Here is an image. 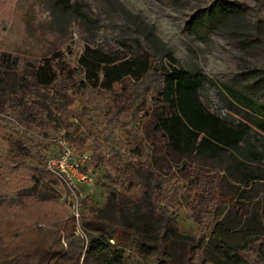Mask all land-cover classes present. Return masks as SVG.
<instances>
[{"label":"trees","instance_id":"obj_1","mask_svg":"<svg viewBox=\"0 0 264 264\" xmlns=\"http://www.w3.org/2000/svg\"><path fill=\"white\" fill-rule=\"evenodd\" d=\"M254 2L257 15L264 0ZM216 10L199 9L188 26L193 29ZM127 15L141 22L138 16ZM33 40L40 41L36 35ZM159 50L166 66L156 65L154 54L138 41L130 56L104 52L86 39L72 62L51 43L38 56L25 58L21 55L27 51L1 50L0 82L7 81L19 95L14 117L25 129L22 136L30 139L27 150L40 155L28 131L45 137L55 134L48 112L50 106L56 107L64 121L70 117L78 121L65 125L66 132L84 131L71 139L75 150L82 153L90 142L87 163L103 170L106 188H119L111 200L135 191L146 205L149 224L162 220V211L183 206L201 237H207L206 255L217 253L213 264H264V104L233 85L210 81L228 98L225 112L213 110L201 96L206 82L202 71L185 70L172 53L164 47ZM150 85L145 105L141 97ZM56 98L66 101L63 107ZM75 103L80 108H70ZM106 125L127 135L116 141L117 147L101 143ZM140 144L147 149L145 154ZM14 163L0 151V191L16 188L19 180L14 174L21 169L28 170L35 186L42 181L34 161ZM126 164L156 177L155 187L135 184ZM34 194L35 189L29 190L28 195ZM45 195L40 199H50ZM87 215L83 207L82 217ZM77 227L74 218L11 231L0 240V264H85L87 257L108 247L111 237L104 232L100 234L104 243L87 250L83 235L75 233ZM172 229L171 235L156 241L167 264H207L199 241L192 237L191 242L178 243V229ZM140 245L144 246L141 238Z\"/></svg>","mask_w":264,"mask_h":264},{"label":"rangeland","instance_id":"obj_2","mask_svg":"<svg viewBox=\"0 0 264 264\" xmlns=\"http://www.w3.org/2000/svg\"><path fill=\"white\" fill-rule=\"evenodd\" d=\"M211 7L217 9L214 14L190 29L188 23L192 15L199 9ZM255 7L254 0H0V51L8 47L27 51L22 58L38 56L40 50L51 43L62 48L66 61L72 62L86 39L104 52L130 56L135 55L138 41L154 54L156 65L166 66V59L159 50L164 47L183 69L202 71L206 82L201 96L213 110L225 112L228 98L220 95L210 81L233 85L244 95L264 104V5L257 15ZM127 14L138 16L141 22ZM31 34L39 37V43ZM6 83L0 82V151L14 164H19V159L34 161L43 177L35 186L28 170L19 169L14 176L19 180L16 188L20 189L0 191V240L6 239L11 231L30 228V224L45 226L60 219L75 218L78 224L75 233L83 235L87 250L97 242L104 243L101 233L111 237L105 251L90 255L85 264H167L156 241L171 235L173 226L178 229L175 238L178 243L191 242L194 237L200 243L202 256L209 258L207 264H213L217 253L206 255L207 237H201L183 206L162 211V220L149 224L148 210L139 195L135 191L121 192L111 200L109 196L119 188H106L103 185L107 183L105 173L87 163L88 158L82 168L92 176L94 185L80 184L73 193L65 189L46 172L45 160L57 153L55 141L59 138L75 150L71 139L84 131L66 132L65 125H77L78 121L73 117L64 121L60 111L50 106L48 124L55 134L45 137L28 131L39 147L40 155H34L27 150L30 139L21 134L25 129L14 117L19 95ZM151 91L152 85L141 97L145 98V105ZM56 100L61 107L66 102L62 98ZM74 107L80 108L78 103L70 106ZM103 129L101 143L104 145L117 147L116 141L127 136L111 125ZM17 132L21 134L20 139ZM90 145L86 142L82 153L75 151L89 157ZM140 147L145 154L147 149L143 144ZM126 169L138 186L155 187L158 182L150 173L130 164H126ZM31 189H35L34 196L28 195ZM44 194L50 199H40ZM192 198L191 195L187 201L191 202ZM83 207L88 211L87 219L82 217ZM140 238L144 246L140 245Z\"/></svg>","mask_w":264,"mask_h":264},{"label":"built area","instance_id":"obj_3","mask_svg":"<svg viewBox=\"0 0 264 264\" xmlns=\"http://www.w3.org/2000/svg\"><path fill=\"white\" fill-rule=\"evenodd\" d=\"M55 143L58 149L57 153L45 160L48 172L71 193L80 184L93 186L92 176L82 170V163L89 158L88 154L76 153L74 148L61 138L57 139Z\"/></svg>","mask_w":264,"mask_h":264}]
</instances>
